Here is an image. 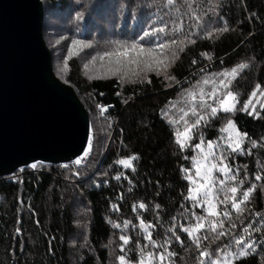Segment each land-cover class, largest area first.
Returning <instances> with one entry per match:
<instances>
[{
	"label": "trees",
	"instance_id": "obj_1",
	"mask_svg": "<svg viewBox=\"0 0 264 264\" xmlns=\"http://www.w3.org/2000/svg\"><path fill=\"white\" fill-rule=\"evenodd\" d=\"M40 1L46 45L62 48V58L48 48L54 73L86 108L92 147L79 165L36 164L0 177V264H120L121 256L132 264L146 256L148 264H213L238 253L241 236L255 251L226 262L264 264V0ZM51 21L57 32H49ZM132 42L153 49L143 53L155 64L130 80L88 76L76 61L83 58L66 55L70 44H88L99 60L111 59ZM229 91L235 110L225 113L220 101ZM229 120L242 136L237 152L221 131ZM210 142L212 163L230 169L225 186L214 188L216 215L187 198L196 146ZM132 157V167L118 163ZM233 186L236 201L227 191ZM249 189L242 211L233 209ZM197 217L205 225L193 233L198 244L184 231L201 223ZM142 224L150 226L151 241Z\"/></svg>",
	"mask_w": 264,
	"mask_h": 264
},
{
	"label": "water",
	"instance_id": "obj_2",
	"mask_svg": "<svg viewBox=\"0 0 264 264\" xmlns=\"http://www.w3.org/2000/svg\"><path fill=\"white\" fill-rule=\"evenodd\" d=\"M42 25L40 0H0V177L74 163L88 145L89 115L55 77Z\"/></svg>",
	"mask_w": 264,
	"mask_h": 264
},
{
	"label": "rangeland",
	"instance_id": "obj_3",
	"mask_svg": "<svg viewBox=\"0 0 264 264\" xmlns=\"http://www.w3.org/2000/svg\"><path fill=\"white\" fill-rule=\"evenodd\" d=\"M43 12H44V8H43ZM53 25H57V22L54 21V24H52V21H51V23L49 25V32H57L58 28L54 27ZM132 43L137 46L135 50L132 48L133 44L124 45V46L120 47L121 50L119 53H124L125 49H127L126 55L114 56V58H111V59H110V57H108L106 59L99 60L96 56L93 55L92 51L90 52V46L88 44H86V46H80V47L78 46L77 48L71 47L72 44H70L69 48L71 49V54H69V50H68L66 55H68V59H69V58L73 57L74 53H77L79 55L78 56L79 58H83L80 61L79 60H76V61L79 62V64L83 65L88 76H92V75H96V74L99 75V74L105 73L103 77H107V76L112 75L111 73H113L117 68H119L120 71L118 73H116L115 75L118 77H121V78L127 77L126 79L130 80V78L132 77V74L134 72L136 73L142 66L151 65V67H152L155 64V61H153L152 59L149 60V57H147V55H146L147 53H143V52L139 51V49L141 48L139 44H137L135 42H132ZM54 46H55V48H52V47L49 48L48 46H47V48L52 49L56 54H58V52H59L60 56L62 58V55L60 52V50H62L61 43L58 44V47L60 49L58 47H56L55 44H54ZM52 50H50V51H52ZM84 51H86L88 54L81 55V53H83ZM163 52H164V50H163ZM163 52H161L159 54L161 55ZM99 61H102V65L96 64ZM108 71L110 73H108ZM55 76H56V74H55ZM229 103H231V102H229ZM230 137H231V139H230ZM235 139H236V132L233 129H229L227 131V134H226V140L229 142H232L234 144ZM199 145H200V147H199L200 149L198 148V157L195 160L200 161V173L197 174L196 164H194V169L189 174L190 188L193 190L194 195L196 194L197 189H199L200 192L202 193L205 190V188H211L212 193L209 197V200L205 201L201 198L199 201V205L204 206L206 209H208L209 204H211L213 206L212 210L214 212H216L217 206H218V203H217L218 198H217V190L214 188L217 184L219 186L223 185L220 183V181H224L226 176L221 171H219L218 169L223 168L224 165H218L216 168L212 169L211 166L213 163H212L211 157L214 155V150H213L214 147L212 149V155H207L209 152L208 145L206 146L205 144H202V143H200ZM200 154H201V158H199ZM206 155H207V159H205ZM82 163H84V162L81 161L80 164H82ZM29 167H32V165H30ZM34 169H36V167ZM209 169H211V171H209ZM209 177H210V179H209ZM226 182H227V180L224 181V186H225ZM201 185H204V187H201ZM193 201H195V200H193ZM146 257L147 258H146L145 262H139L137 264H148L149 259L151 260V257H149V256H146ZM229 257H230V255L224 254L221 257V259L219 260V262H216V264H228V262H226V259H228ZM124 264H132V263L127 262L125 260Z\"/></svg>",
	"mask_w": 264,
	"mask_h": 264
},
{
	"label": "snow or ice",
	"instance_id": "obj_4",
	"mask_svg": "<svg viewBox=\"0 0 264 264\" xmlns=\"http://www.w3.org/2000/svg\"><path fill=\"white\" fill-rule=\"evenodd\" d=\"M168 4L171 5L173 3V0H167ZM228 29L227 28H224L222 29L221 31H227ZM159 31L163 32L164 29H160ZM145 35H148V33H145ZM78 43V41H73V44H76ZM173 43H175V41H173ZM136 45L133 44L132 45V48L135 50L136 49ZM161 48L165 47V45H160ZM140 52H145L147 51L148 55H152L153 53V49L151 48H148L147 50H145L144 48H140L139 49ZM127 53V49H125V52L124 53H118V55H126ZM69 54H71V49H69ZM108 55H111V53H108ZM101 59H103V57H101ZM165 59H167V57H165ZM158 64H163V61H157ZM149 67V69H151V65H147ZM165 67H167L166 65H164ZM247 65L246 64H240L239 65V69H244L246 68ZM120 71L119 68H117L114 72H113V75H115L116 73H118ZM157 71L159 72V68H157ZM231 74L233 75V77H235V75L237 74V69L236 68H233L232 69V72ZM223 75H227L226 73L223 74ZM221 83H224L223 81H221ZM225 87H227V84L224 85ZM259 85H257V89H259ZM261 95H264V93H261ZM252 96H256V92L254 91L252 93ZM230 100H236V96L233 94V92L229 91L227 93V96L220 101V107L221 109L223 110V112L225 113H231L235 110V104H229V101ZM249 104H251V97L249 98V101L247 103L244 104V110H247L248 107H249ZM253 109L255 108V105H252ZM261 107H264V105H262ZM212 114L215 115L217 113V108H212ZM251 114V113H249ZM201 119H203V117H201ZM200 121H197V124H199ZM196 125H193L192 127H195ZM229 129H233L235 132H236V139H235V143L233 145L232 142H230L227 147L231 149L232 152H237L241 149V140H242V136L240 134L239 131L235 130V125L233 124V122L231 120L228 121V124H227V127L221 129V131L223 132H227ZM191 131V129H188L183 135L187 136L188 135V132ZM246 135V134H245ZM231 139V137H230ZM177 143L180 144V147L181 149L184 148V144L181 143L180 140H177ZM91 147H92V137L91 135L89 136V139H88V145L86 147V149L84 150V153L83 155L76 159L75 161V164L79 165L81 163V161L86 158L88 155H89V152L91 151ZM197 148L200 147V145H197L196 146ZM214 145L210 142L208 144V149H209V152L207 155H212V149H213ZM253 147H255V144H253ZM207 155L205 157V159H207ZM136 158L135 157H132L131 159H128V160H120L118 161L119 164L123 165L124 167L126 168H129V167H132V160H135ZM194 163L196 164V172L197 174L200 173V161L199 160H195ZM221 163H223V161H221ZM33 168L36 167V164H33L32 165ZM217 166L215 164H212L211 168L214 169L216 168ZM219 171H221L225 176L228 175V173L230 172V169H228L227 165H225L223 168H220L218 169ZM209 171H211V169H209ZM231 180L235 181L236 180V177L235 176H230L229 177ZM190 179V177H189ZM210 179V177H209ZM256 179L257 180H260L261 177L260 176H256ZM221 184L224 183V181H220ZM241 184L243 183V181L240 182ZM201 187H204V185H201ZM252 188L254 189L255 188V185L252 186ZM227 191H230L232 193V200L233 201H236V195H237V192H238V188L233 186L229 189H227ZM250 192H251V189L249 190H246L243 192V198L242 200L238 201V202H233L232 203V208L237 210V211H242L241 209V204L242 203H245L249 200L250 198ZM212 193V190L211 188H205V190L201 193L199 189L196 190V194L194 195L193 194V190L190 188L189 189V196L187 197L188 199H192V200H195L197 201V206H199V201L200 199L202 198L203 200L207 201L209 200V197ZM227 199V197H226ZM141 208L144 207V205H140ZM213 206L211 204H209V208L206 209V211L208 212L209 215H216L217 213H215L213 210ZM225 216L228 215L227 212L224 213ZM198 220L201 221V223L197 224L194 228H192L191 230L189 229H184V231L188 232V235L190 237H193V233H195L198 229H202L205 227L204 223H203V218L201 217H197ZM127 226V224L125 225ZM142 227V230L145 231L147 233V236L146 238L149 239L151 241V233L148 232V228L150 226H145V225H141ZM220 227H223V225L221 224ZM233 227H235V225H233ZM249 227H251V225H249ZM213 232L216 231V225L213 224L212 225V229H211ZM259 229H257L258 231ZM243 231L245 233H248L249 232V228L246 227L243 229ZM225 235V232L221 231L219 232L217 238L221 237V236H224ZM193 239L197 242L198 244V239H196L195 237H193ZM121 240L123 241L124 244H128V238L125 237V236H121ZM235 243L237 245H243V248L238 250V253H227V255H238L240 257H243L246 252L251 249L252 251H255V243L252 242V241H248V242H245V239L243 236L237 238L235 240ZM156 245L153 244V247H155ZM121 251H123V249H121ZM201 255H208L206 253H202ZM120 264H124V261H125V257L124 256H121L120 258ZM161 259H163V257H161ZM213 264H216V262H213Z\"/></svg>",
	"mask_w": 264,
	"mask_h": 264
},
{
	"label": "bare ground",
	"instance_id": "obj_5",
	"mask_svg": "<svg viewBox=\"0 0 264 264\" xmlns=\"http://www.w3.org/2000/svg\"><path fill=\"white\" fill-rule=\"evenodd\" d=\"M43 36V35H42ZM44 39V38H43ZM45 42V40L43 41V44H46V43H44ZM45 46H47V45H45ZM49 50V49H48ZM53 68V67H52ZM53 70V69H52ZM53 73H54V70H53ZM55 75V74H54ZM56 77V76H55ZM57 78V77H56ZM58 79V78H57ZM59 80V79H58ZM60 81V80H59ZM78 97V96H77ZM69 151H71L70 149H69ZM51 165H57V164H51ZM25 167H28V166H25Z\"/></svg>",
	"mask_w": 264,
	"mask_h": 264
}]
</instances>
